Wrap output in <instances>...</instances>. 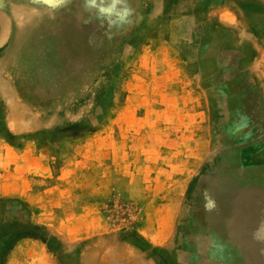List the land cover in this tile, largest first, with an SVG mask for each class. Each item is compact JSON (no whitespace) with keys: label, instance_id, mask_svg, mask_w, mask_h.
Returning <instances> with one entry per match:
<instances>
[{"label":"rangeland","instance_id":"374dc122","mask_svg":"<svg viewBox=\"0 0 264 264\" xmlns=\"http://www.w3.org/2000/svg\"><path fill=\"white\" fill-rule=\"evenodd\" d=\"M263 23L264 0H0V264H264Z\"/></svg>","mask_w":264,"mask_h":264},{"label":"bare ground","instance_id":"6f19581e","mask_svg":"<svg viewBox=\"0 0 264 264\" xmlns=\"http://www.w3.org/2000/svg\"><path fill=\"white\" fill-rule=\"evenodd\" d=\"M50 1V0H49ZM208 2V1H207ZM162 3V2H161ZM205 3V2H204ZM203 3V4H204ZM190 4V3H189ZM193 4V3H192ZM210 5V4H209ZM227 5V4H226ZM245 5V4H244ZM243 5V6H244ZM196 6V5H195ZM199 6V5H198ZM200 6H201V4H200ZM245 6H247V5H245ZM248 8V7H247ZM199 9H201V8H199ZM204 8H202L201 10H203ZM206 9V8H205ZM74 13V12H73ZM247 13V12H246ZM245 13V14H246ZM256 17V16H255ZM2 18V17H1ZM130 18V17H129ZM252 19V18H251ZM261 19V18H260ZM250 20V19H249ZM248 20V21H249ZM121 21V20H120ZM53 23V22H52ZM245 24H247V23H245ZM264 24V23H263ZM248 25V24H247ZM105 26V25H104ZM249 28H251V27H249ZM246 29H247V27H246ZM54 32V31H53ZM81 32V31H80ZM29 33V34H28ZM73 35V34H72ZM64 36V35H63ZM75 36V35H74ZM78 36H80V35H78ZM217 36V35H216ZM27 38V39H29V43H33L34 41L36 42V40H37V37H35V36H33V34H32V30H31V28L30 29H27V30H23V31H19L18 30V32H17V34H16V39H17V41L19 42H17L16 44H18L19 46H18V48H16V50L12 53L11 51V55H12V57H13V59L15 60V63H14V65L16 66H18V67H21V69H23V70H26V71H31L32 72V70H33V68H32V64L31 63H29L28 61H29V59H30V57H32V56H36V57H40V58H42L44 55H46V56H48L52 51H53V49H51L50 48V46H48L49 45V43H48V40H47V46L49 47H46L44 50H40L41 49V47H40V49H39V51L38 50H36L35 49V51L33 52V55H32V53H30V54H28L27 52H25V49L27 48V46L28 45H26V43H22V41L23 40H20V39H23V38ZM230 37V36H229ZM60 38V37H59ZM89 38V37H88ZM220 38V37H219ZM232 38V37H231ZM19 39V40H18ZM73 39H75V38H73ZM59 40V39H58ZM75 40H77V39H75ZM234 39L232 38V41H233ZM237 41V40H236ZM244 41H246V40H244ZM79 42V41H78ZM77 42V43H78ZM127 42V41H126ZM28 43V44H29ZM76 43V42H75ZM81 44H82V42H81ZM80 45V44H79ZM244 45H246V44H244ZM243 45V46H244ZM15 46V45H14ZM13 46V47H14ZM11 47V46H10ZM52 47V46H51ZM55 47V46H54ZM53 47V48H54ZM58 47H60V46H58ZM63 47H65V46H63ZM250 47V46H249ZM77 48H78V45H77ZM229 48V47H228ZM246 48V47H245ZM61 49V48H60ZM109 49V48H108ZM250 49V48H249ZM10 50V49H9ZM32 51H33V49H32ZM244 51V50H243ZM252 51V50H251ZM54 52H55V50H54ZM238 52H239V50H238ZM248 52V51H247ZM242 54H244L243 52H242ZM246 54V53H245ZM59 55V54H58ZM76 56V55H75ZM50 58V57H49ZM8 59V58H7ZM32 59V58H31ZM206 61V60H205ZM42 62V61H41ZM40 62V63H41ZM42 65V64H41ZM5 66V65H4ZM43 66H44V64H43ZM65 66V65H64ZM204 67H206V66H204ZM90 68V67H89ZM41 69H43V68H41ZM45 69V68H44ZM227 69V68H226ZM48 70V69H47ZM212 70V69H211ZM222 70V69H221ZM22 71V70H21ZM35 71V70H34ZM49 71V70H48ZM66 71V70H65ZM64 71V72H65ZM220 71V70H219ZM218 71V72H219ZM22 72H24V71H22ZM59 72V71H58ZM214 72V71H213ZM20 73V72H19ZM207 73V72H206ZM45 74V73H44ZM66 74V73H65ZM208 74V73H207ZM214 74V73H213ZM73 75V74H72ZM78 75V74H77ZM209 75V74H208ZM208 75H207V77H208ZM49 76V75H48ZM51 76V75H50ZM66 76H67V74H66ZM218 76V75H217ZM221 76V75H220ZM55 77V76H54ZM76 77V76H75ZM74 77V78H75ZM44 78V77H43ZM206 78V77H205ZM217 78V77H216ZM45 79V78H44ZM57 79V78H56ZM55 79V80H56ZM60 79V78H59ZM58 79V80H59ZM73 79V76H72V78L69 80V81H65L63 84H65L64 86H62V90L63 91H67V90H72L73 88H74V81H75V79L74 80H72ZM82 79H83V77H82ZM17 80V79H16ZM25 80V79H24ZM37 80V79H36ZM46 80H48V79H46ZM43 81V80H42ZM61 81V80H60ZM26 82H27V80H26ZM45 82V81H44ZM49 82V81H48ZM53 82V81H52ZM56 82V81H55ZM87 82V81H86ZM77 83V82H76ZM30 85V84H29ZM58 85V84H57ZM61 87V86H60ZM75 87H76V85H75ZM218 87V86H217ZM16 88V87H15ZM29 88H31L30 86H29ZM46 88V87H45ZM50 88V87H49ZM56 88V87H55ZM28 89V88H27ZM61 89V88H60ZM76 89V88H75ZM29 90V89H28ZM18 91V90H17ZM50 91V90H49ZM30 92V91H29ZM54 92V91H53ZM79 92V91H78ZM76 93H77V91H76ZM39 95V94H38ZM54 97V96H53ZM62 100V99H61ZM66 101V100H65ZM16 102H18V101H16ZM64 102V101H63ZM29 103V102H28ZM4 104V103H3ZM59 104V103H58ZM20 107V106H19ZM54 107V106H53ZM6 120V119H5ZM19 120V119H18ZM253 142V141H252ZM250 143V142H249ZM251 145V144H250ZM236 148V147H235ZM257 148V147H256ZM233 149V148H232ZM252 149H254V147L252 148ZM231 150V149H230ZM251 151V150H250ZM253 151V150H252ZM247 154V153H246ZM246 154H245V156H246ZM248 156V155H247ZM226 157V156H225ZM259 157V156H258ZM251 158V157H250ZM224 159V158H223ZM222 159V160H223ZM241 162V161H240ZM240 166V165H239ZM229 167V166H228ZM259 167V166H258ZM218 171V170H217ZM220 176V175H219ZM211 189V188H210ZM209 190V189H208ZM238 191V190H237ZM211 192V191H210ZM233 194V193H232ZM241 194H242V192H241ZM246 195V194H245ZM244 195V196H245ZM227 196V195H226ZM237 198V197H236ZM227 199V198H226ZM232 199V198H231ZM233 200H235V199H233ZM212 201V200H211ZM232 205H233V203H232ZM206 206V205H205ZM252 210V209H251ZM261 211V210H260ZM263 212V211H262ZM256 215V214H255ZM228 216H230V215H228ZM245 216V215H244ZM244 216H242V218H244ZM233 217V216H232ZM248 217V216H247ZM261 217H262V214H261ZM252 218H254V216L252 217ZM256 218V217H255ZM249 219H251L250 217H249ZM257 219V218H256ZM262 219H263V217H262ZM254 220V219H253ZM228 221V220H227ZM246 221H249V220H246ZM262 221V220H261ZM264 221V220H263ZM218 222V221H217ZM224 222V221H223ZM244 223H245V221H243ZM242 222V223H243ZM250 222V221H249ZM247 223V222H246ZM216 224H218V223H216ZM250 224V223H249ZM260 224V223H259ZM262 224H263V222H262ZM241 225V224H240ZM253 225V224H252ZM264 225V224H263ZM216 226V225H215ZM242 227H244L243 225H241ZM254 226V225H253ZM214 227V226H213ZM226 227V226H225ZM249 228H251L250 226H248ZM264 227V226H263ZM249 228H245L247 231H249ZM242 229H244V228H242ZM242 229H241V231H242ZM245 229H244V231H245ZM255 229V228H254ZM251 230V229H250ZM216 231V230H215ZM252 234H255L254 233V231H253V233ZM257 234H259V233H257ZM225 235H226V233H225ZM243 236H244V234H242ZM249 235V237H247V238H251V236H250V234H248ZM248 235H245V236H248ZM255 236V235H254ZM257 236V235H256ZM263 236V235H262ZM253 238V237H252ZM252 238H251V240H252ZM258 239L260 238V237H257ZM187 239V238H186ZM185 239V240H186ZM193 239V238H192ZM225 239V238H224ZM244 239H246V238H244ZM249 241H250V239H249ZM257 241H259V240H257ZM261 241V240H260ZM259 241V242H260ZM185 242V241H184ZM193 242V241H192ZM197 243V242H196ZM191 245V244H190ZM264 245V244H263ZM207 246V245H206ZM261 246V245H260ZM192 247V246H191ZM259 248V247H258ZM200 250V249H199ZM177 251V250H176ZM202 251V250H201ZM256 251H258V250H256ZM192 253V252H191ZM196 253V252H195ZM203 253V252H202ZM260 253V252H259ZM190 254V253H189ZM188 254V255H189ZM208 254V253H207ZM261 256V255H260ZM209 257V256H208ZM184 258V257H183ZM200 258V257H199ZM206 259V258H205ZM254 259V258H253ZM260 259H263V258H260ZM173 260V259H172ZM186 260V259H185ZM211 260V259H210ZM251 260H252V258H251ZM197 261V260H196ZM255 261V260H254ZM253 261V262H254ZM198 262V261H197ZM185 263V262H184ZM201 263V262H200ZM186 264V263H185ZM218 264V263H217ZM243 264V263H242Z\"/></svg>","mask_w":264,"mask_h":264}]
</instances>
